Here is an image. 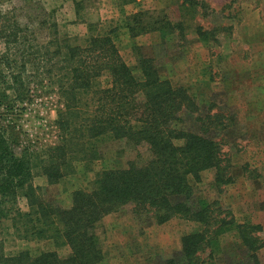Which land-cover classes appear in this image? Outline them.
<instances>
[{"label": "rangeland", "instance_id": "obj_1", "mask_svg": "<svg viewBox=\"0 0 264 264\" xmlns=\"http://www.w3.org/2000/svg\"><path fill=\"white\" fill-rule=\"evenodd\" d=\"M137 15L147 23L166 17L174 31L167 36L154 30L133 37L128 25L138 24L133 22ZM44 19L54 21L57 36L70 46H84L90 38L107 35L137 78L141 77L134 69L137 57L151 58L161 79L183 88L193 98L197 112H182L178 127L200 132L196 117L209 116L212 120L205 121L214 122L212 125L217 119L222 123L201 133L219 143L231 180L216 186L215 172L204 171L199 182L190 181L192 201L215 202L212 209L220 218L255 225L254 235L263 244L257 255L264 264V0H0V58L7 54L19 65L26 57L21 48L17 51L10 44L7 48L6 38L13 26L21 33L29 30L33 46L45 45L52 28L40 24ZM203 32L212 33V37L203 38ZM48 69H52L51 63L41 56L26 63L29 94L14 102L12 113L0 118V127H7L16 137L14 157L24 150L39 156L58 143L56 120L64 103L57 75L53 76L56 69L50 74ZM4 75H8L5 68ZM107 80L104 74L96 82L106 87ZM101 149L102 158L87 173L79 171L54 185L36 175L33 185L46 201L68 207L72 191L87 187L97 171L124 166L128 160L142 162L149 156L146 146L133 149L120 140ZM16 208L27 211L24 198H18ZM12 216L0 217V257L25 249L32 255L47 250H56L61 256L68 253L66 247L56 249L49 241L18 239ZM197 227L179 218L157 225L149 216H136L131 206H125L106 215L97 228L103 262L164 264L180 250L181 237ZM239 254L240 245L229 233L220 237V250L212 259L209 250L200 257L203 264H236Z\"/></svg>", "mask_w": 264, "mask_h": 264}, {"label": "trees", "instance_id": "obj_2", "mask_svg": "<svg viewBox=\"0 0 264 264\" xmlns=\"http://www.w3.org/2000/svg\"><path fill=\"white\" fill-rule=\"evenodd\" d=\"M164 18L147 23L139 15L133 19L138 24L128 25L129 33L135 37L156 30L170 35L174 25ZM40 24L52 28L51 39L42 47L32 45L29 30L21 33L10 27L7 48L9 44L17 51L21 48L26 57L19 65L7 54L0 58V118L13 112L15 101L28 96L25 65L41 56L52 65L49 74L56 69L53 76L57 75L64 103L56 120L59 140L39 156L24 150L14 157L16 137L7 127H0V217L13 214L12 228L18 239L49 241L56 249L66 247L68 253L61 256L47 250L32 255L25 249L1 256L3 264H104L97 228L106 215L125 206H131L136 216H149L157 225L174 218L198 225L181 237L179 254L164 264H203L201 254L209 250L212 259L220 250V237L229 233L240 245L235 263L260 264L257 253L263 244L254 235L255 225L220 218L212 209L215 202L192 201L190 181L199 182L204 171L215 172L216 186L231 180L219 143L201 133L222 123L215 119L212 125L205 121L212 120L209 116L196 117L200 132L178 127L182 112H197L193 98L161 79L151 58L137 57L134 69L141 75L137 78L107 35L90 38L84 46H70L57 36L54 21L44 19ZM201 36L210 38L212 33ZM104 74L106 87L96 82ZM116 140L133 149L146 146L149 156L142 162L128 160L124 166L97 171L87 187L72 191L68 207L46 201L33 185L36 175L54 185L79 171L87 173L102 158V146ZM19 197L26 201L25 212L16 208ZM1 204L6 207L2 209Z\"/></svg>", "mask_w": 264, "mask_h": 264}]
</instances>
